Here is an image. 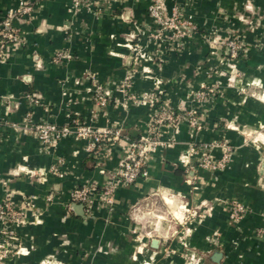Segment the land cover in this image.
Masks as SVG:
<instances>
[{
	"label": "crops",
	"instance_id": "0c3cea01",
	"mask_svg": "<svg viewBox=\"0 0 264 264\" xmlns=\"http://www.w3.org/2000/svg\"><path fill=\"white\" fill-rule=\"evenodd\" d=\"M20 1L0 0V18ZM149 2L124 0L94 14L72 12L69 0H42L30 20L14 21L23 43L0 58V114L14 123L77 119L120 136L103 143L97 165L84 140L43 147L31 132L3 133L0 202L8 197L26 224L15 228L19 250L0 264H264V237L257 235L264 227V0H177L196 31L174 46L150 43L138 53V31L152 26ZM165 5L170 12L172 3ZM227 38L243 48L233 63ZM58 53L69 58L54 62ZM126 77L134 92L155 94L175 114L196 107L202 128L191 130L184 120L157 127L162 144L148 157L147 177L117 183L111 210L94 202L86 215L69 203V190L104 185L131 143L149 135L154 113L123 101ZM95 85L110 93L104 108L93 105ZM209 86L216 95L199 102ZM191 142L201 150L189 159ZM223 144L232 149L230 160L214 172L196 169L193 189L189 167L206 155L220 159ZM229 200L248 208L238 223L228 219Z\"/></svg>",
	"mask_w": 264,
	"mask_h": 264
},
{
	"label": "built area",
	"instance_id": "2783aa9c",
	"mask_svg": "<svg viewBox=\"0 0 264 264\" xmlns=\"http://www.w3.org/2000/svg\"><path fill=\"white\" fill-rule=\"evenodd\" d=\"M42 0H23L20 1L16 11L8 12L0 18V58L3 57L8 47H20L23 43V36L14 26V21L18 19L30 20L35 12L36 4ZM124 0H69L70 10L77 12L86 10L94 14H101L105 9H109L114 3H121ZM172 3L170 12H167L165 0H150L146 14L152 20V26L141 28L138 32L140 43L137 45V52L140 53L150 43H155L163 47H169L179 44L183 39L189 38L195 31L196 26L189 19L184 17L177 5V0H169ZM143 41L144 43H141ZM227 60L235 62L239 54L243 51L242 45L232 38H227L223 42ZM69 58L68 54L58 53L54 57V62L61 63ZM123 101L133 105H147L153 111V120L149 123V135L130 145L127 155L119 161L116 168L113 169L104 185L96 187L89 183H81L69 190V203L80 205L82 212L86 215L91 213L92 205H97L108 211L111 210L114 202V194L117 183L131 185L139 179L146 178L148 175L147 162L149 155L161 145L159 136H157V127L168 125L175 128L179 122L184 120L191 130L199 131L202 128L197 118L196 107L190 108L184 113L175 114L173 111L163 108L159 97L153 93L139 94L133 91V85L130 77L123 79L121 85ZM216 95V89L213 86L203 87L197 94L199 102L205 99L213 98ZM111 99L109 91L102 85H95L93 88L92 101L96 108H104ZM31 132L43 147L55 146L60 140L66 137H73L85 141V152L88 156L99 159L103 143L114 142L120 136L119 130L98 129L77 119H70L63 125H55L47 122L35 123L31 117H27L24 122L14 123L5 119L0 114V137L8 131ZM223 154L220 159L212 160L206 155L197 162L196 168L189 167L192 176L193 189H196L199 178L194 174L196 169L205 171H217L223 169L230 160L231 147L227 144L221 145ZM201 147L195 142L188 144L185 157L192 158ZM51 174L62 177L57 167L51 169ZM53 194H48L45 198L50 203L53 200ZM231 223H238L248 212V208L242 203L229 200L224 203ZM27 208L32 209V203L27 202ZM25 213L21 208L13 205L8 197L0 202V263L8 259L13 252L19 250V238L15 231L17 226L25 225ZM257 235L264 237V227L257 230Z\"/></svg>",
	"mask_w": 264,
	"mask_h": 264
},
{
	"label": "water",
	"instance_id": "95a60500",
	"mask_svg": "<svg viewBox=\"0 0 264 264\" xmlns=\"http://www.w3.org/2000/svg\"><path fill=\"white\" fill-rule=\"evenodd\" d=\"M79 207H80V209H81V211H82V207L80 206V205H78ZM220 255H219V253H215L214 255H213V259H216V258H218Z\"/></svg>",
	"mask_w": 264,
	"mask_h": 264
},
{
	"label": "rangeland",
	"instance_id": "374dc122",
	"mask_svg": "<svg viewBox=\"0 0 264 264\" xmlns=\"http://www.w3.org/2000/svg\"><path fill=\"white\" fill-rule=\"evenodd\" d=\"M221 44H222V42H221Z\"/></svg>",
	"mask_w": 264,
	"mask_h": 264
}]
</instances>
